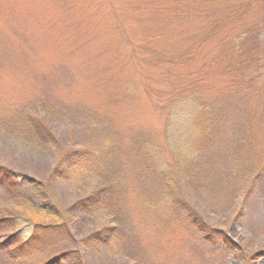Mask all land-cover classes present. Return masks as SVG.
<instances>
[{"label": "rangeland", "instance_id": "1", "mask_svg": "<svg viewBox=\"0 0 264 264\" xmlns=\"http://www.w3.org/2000/svg\"><path fill=\"white\" fill-rule=\"evenodd\" d=\"M232 1L242 6L241 29L255 28L244 43L263 87L264 0ZM213 5L0 0V166L43 183L63 209L94 191L104 197L96 213L69 215L76 243L11 259L6 243L14 222L5 218L18 203L0 188V264H43L69 250L84 264H264V112L256 106L264 93L225 103L234 123L228 131L218 134L220 126L200 116L190 147L176 149L164 131L160 101L168 105L171 93L195 90L211 104L226 101L233 60L224 53L208 65L211 42L182 32L200 21L173 24L180 11ZM175 51L183 61L169 62L167 53ZM31 117L54 139L33 137ZM77 151L86 157L55 174L60 158ZM184 204L234 249L205 241ZM104 225L119 228L109 246H81Z\"/></svg>", "mask_w": 264, "mask_h": 264}, {"label": "trees", "instance_id": "2", "mask_svg": "<svg viewBox=\"0 0 264 264\" xmlns=\"http://www.w3.org/2000/svg\"><path fill=\"white\" fill-rule=\"evenodd\" d=\"M212 1L214 3L212 8L202 7L196 10H187L186 12L180 11L176 15L173 24H180L185 18L186 22L189 19L200 21L193 28L185 27L186 31L182 32H187L185 34L190 36H192L191 33H193V36L200 35L199 37L205 39L207 43L211 42L209 52H207L208 65L212 66L215 64V59L221 57L219 54L225 53V55L227 54L226 58L233 60V63L227 66V70L232 72L228 74V79L231 80L225 90L227 97L224 98L226 101L221 105H216L204 100L202 96H199L200 93L195 90L194 92L176 91L174 94H170L172 103L169 101V104L166 105V100L160 101L162 109H164V117H166L164 131L173 141L168 138L166 140L167 143L172 142L176 149L185 143L189 147L191 146L189 144V135L191 137L197 135V122L195 120H198L200 116L218 124L220 126L217 129L218 134L224 129L228 131L233 128L234 123L232 118L229 117L230 109L225 103L228 100L229 103L238 102L241 97L247 101L253 95L259 97L264 93V86H261L259 78L254 75L258 67L255 65L254 60L247 58L250 50H247V46L244 43L253 32L255 33V28L241 29L243 27L240 23V8L242 6H235V2L232 0ZM215 6L219 8L214 9L213 7ZM233 20L235 21L234 26L241 25V27H237L238 30L229 25L230 21ZM222 21L223 23H221ZM178 27V29L176 28L177 34L181 32V26ZM179 39L176 38L174 43L172 42V46ZM214 40L216 46H214ZM178 45L176 44V46ZM222 45L225 47L223 50L221 48ZM228 47V52L233 53V56H228L229 53L225 51ZM219 49L220 52H218ZM258 49L259 47H256V53L259 55L261 54V47ZM167 55L170 58L169 62L177 63L176 61L184 60L179 51L167 53ZM223 97L224 95L221 99ZM215 99L217 100V98ZM256 106L261 112H264V102H258ZM216 112H218L217 117L220 116L219 119H216ZM28 123V131L33 137L37 135L43 139H47V137L54 139L53 131L47 125H43L40 119L31 117ZM206 131L209 132L208 126H206ZM212 132H216V128L212 129ZM183 136H185V141L181 140ZM189 147H187L188 151H190ZM81 153V151H77L76 153L64 155L54 168V173H59L66 165L82 161L86 154ZM191 154L193 153L191 152ZM0 188H6L10 194H14L18 203L15 211H13L15 214L8 215L5 218V220H13L14 222V227L8 236L7 243L4 241V243L9 245L8 254L11 259H19L35 252L54 249L61 245V242L64 243L65 240L71 245L76 243L71 236V223L73 220H71L69 215L75 217L76 214H93L104 207L103 191H94L87 197L76 201L69 208L63 209L52 201L50 191L43 183L17 174L2 166H0ZM184 207L188 210L189 223L199 230L205 241L213 244L222 243L226 248L234 249L232 241L225 233L210 227L192 207L187 208L185 204ZM21 223H24V225L20 226ZM118 232L119 228L116 225L101 226L98 230L85 237L81 241V246L90 249L95 247L106 248L115 239ZM77 254L78 251L69 250L67 255H63V258L61 255H57L53 260L46 261L43 264L67 262L69 264H84V258L79 257Z\"/></svg>", "mask_w": 264, "mask_h": 264}]
</instances>
